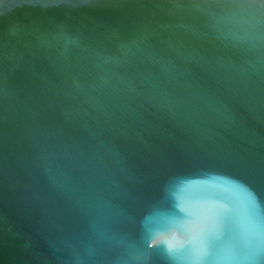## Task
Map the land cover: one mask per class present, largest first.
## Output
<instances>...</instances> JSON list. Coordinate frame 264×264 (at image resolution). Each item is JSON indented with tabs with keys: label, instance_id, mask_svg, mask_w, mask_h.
<instances>
[{
	"label": "water",
	"instance_id": "obj_1",
	"mask_svg": "<svg viewBox=\"0 0 264 264\" xmlns=\"http://www.w3.org/2000/svg\"><path fill=\"white\" fill-rule=\"evenodd\" d=\"M0 264H264V0H0Z\"/></svg>",
	"mask_w": 264,
	"mask_h": 264
}]
</instances>
